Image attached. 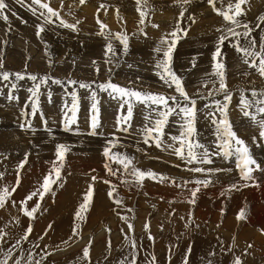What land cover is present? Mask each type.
Segmentation results:
<instances>
[{
  "label": "rangeland",
  "instance_id": "rangeland-1",
  "mask_svg": "<svg viewBox=\"0 0 264 264\" xmlns=\"http://www.w3.org/2000/svg\"><path fill=\"white\" fill-rule=\"evenodd\" d=\"M44 2L57 10L67 23L76 24L77 30L64 28L59 20L53 18L54 23L45 26V31L37 37L36 26L42 18L33 15L29 9L31 0H25L23 5L16 0H6L8 7L4 14L8 20L5 22L0 18V60L3 61L0 71L10 73V81H0V173H3L0 185L7 184L9 189L16 185V170L26 155L27 162L20 169L19 187L29 177L43 181L54 163L58 164L56 145L65 144L70 148L61 168V178L39 201L35 219L30 221L20 210V203L13 206L10 197H5V206L0 208V214L4 211L9 219L26 224L25 229L30 222L32 224L29 240L22 244L24 251L17 249V255L27 256L31 251L39 259L43 254L46 256L44 264H120L124 257L131 259V243L134 241L136 264H153V257L155 264H184V261L187 264H233L234 257H239L242 264H264V170L254 171V180L245 181L236 167L235 156L225 159L216 155L212 157V165L204 167L224 171L207 176L187 171L188 167L196 166L187 165L171 149L158 148L155 142L143 143L140 129L149 122L146 120L149 110L143 104L134 103L132 126L128 133L117 132L116 121L120 115L126 114L127 106L116 113L120 102L110 99L108 92L96 88L99 83L111 81L143 92L177 95L174 87L169 88L157 75L154 67L157 53L154 49L161 36L172 30L180 12L186 9L182 27L188 32L186 36L181 34L182 38L172 53L171 66L177 75L183 77L187 94L197 101L199 111L195 139L215 151L216 126L208 123L211 119L206 116L209 108L205 105L226 103L224 95L217 94L219 78L212 75V55L221 35L217 29L223 31L230 25L216 14L207 0H191L190 4H183V0H148L149 10L144 24L139 23L137 11L138 7L143 10V0L140 5L137 0H86L83 5L80 0ZM232 2L234 4L235 0ZM228 3L229 0L217 2L216 8L227 11ZM242 7L245 15L239 19L254 28L252 37L259 50L264 24L258 17L264 16V0H247ZM189 16L194 17L195 23L188 19ZM98 20L107 26L104 31L113 34L111 41L99 34L102 30ZM153 24L159 27L154 28ZM141 29L147 33L146 37L140 34ZM237 31L243 29L238 28ZM118 33L128 37L126 54L114 38ZM109 42L113 44L116 56L109 54L106 57ZM222 52L225 84L232 94L228 117H236L235 111L238 112L242 120H235L236 125L232 128L239 130L251 156L264 169L260 129L238 107L240 90H244L248 99H251L252 89L264 92V77L242 62V54L236 52L230 41H225ZM109 58L111 63L106 62ZM245 72L248 75L245 76ZM15 73L90 83L92 89L79 88L78 85L63 87L49 80L41 87L40 111L33 115L28 91L33 82L27 78L16 81ZM11 83L17 84L16 90L11 89ZM73 90L77 91L79 107L77 123L71 125L74 133L69 135L60 120L63 118V106H71L70 93ZM92 91L97 92L99 100L102 127L97 132L100 135L89 134ZM10 93L14 99H8ZM65 112L71 119V112L66 107ZM216 116L219 117V112ZM44 120L50 132L46 130ZM27 121H31L33 130L21 129V124ZM165 133L164 141L173 143L169 137L180 135V124L171 122ZM114 136L117 146L111 149L112 153L133 157L137 169L152 171L169 179L161 183L158 179L145 178L140 186L123 183V180L131 181L133 178L122 175L123 165L103 154ZM106 164L117 174L109 175ZM93 177H96L95 181ZM194 179H210L211 183L207 187L199 186L195 202L190 203L191 192L198 186L195 183L182 187L176 185H184L185 181ZM90 185L93 197L87 212L83 213L84 220L77 221L75 213ZM232 185L237 187L231 188ZM19 187L11 194L16 195ZM110 191L121 202L119 205L109 196ZM38 200V196L33 197L35 204L26 207L30 210ZM241 210L245 218L238 219ZM121 217H127L133 224L132 231ZM1 218L0 215V230L7 234L4 247L8 248L24 234L25 229L21 227L20 231L14 232L6 223L3 225ZM78 223L79 234L74 237L73 228ZM146 223L149 224L148 231L144 229ZM149 233L153 237L151 240ZM40 236L44 239L40 240ZM88 236L90 239L85 241ZM89 241V259L84 260L83 249ZM189 250L191 253L187 259Z\"/></svg>",
  "mask_w": 264,
  "mask_h": 264
},
{
  "label": "snow or ice",
  "instance_id": "snow-or-ice-1",
  "mask_svg": "<svg viewBox=\"0 0 264 264\" xmlns=\"http://www.w3.org/2000/svg\"><path fill=\"white\" fill-rule=\"evenodd\" d=\"M86 0H80V4L83 5ZM191 0H183V4H190ZM208 4L213 7V10L217 15L223 17V20L227 22L230 26L226 30L217 29V31H221V35L218 38V42L216 45V50L212 55L213 63V73L212 75L217 76L219 78V89H217V94H223L226 103L214 102L213 105H205L206 108H209V111L206 113V116L211 119L212 124L216 125L215 135L216 140L215 151H212L209 147L202 144L199 140L195 139L197 135L195 123L197 119V101L190 97L183 83V77L177 75L171 66L172 61V53L175 49V46L178 40L181 37V34L186 36L188 29L182 27V20L184 18V14L186 9H183L180 12V17L176 20L175 25L172 30L161 36L158 45L155 47L154 51L157 53L156 63L154 67L157 69V75H159L160 79L164 81V83L169 87L175 90L177 95H165L163 93H151V92H143L131 88L121 87L117 84L112 83L111 81L99 83L96 85V88L102 92H108L110 99L118 100L120 102V107L123 109L126 105V114L120 115L116 121V131L117 132H125L129 131L131 128V120L133 117V106L134 103H140L145 106L149 110V115L146 117V120L149 122L144 125L142 129H140V135L143 137V143L149 144L150 142H155L158 148L162 149H171L174 154L184 160L187 165H197L196 167H188L186 170L193 173H200L204 175H215L218 172L224 171V169H213L206 168L204 165H210L213 163V156L220 155L223 158L227 159L231 156L236 157V167L240 171L241 179L245 181H253L254 177L252 173L256 170H264L261 169L257 162L251 156L248 147L245 142L240 139L236 133L232 130L231 123L228 119V108L231 103L232 94L227 89L225 84V73L222 69L225 68L222 46L225 41H230L232 46L235 48L238 54H242V62L250 69H255L261 77H264V37H261V42L259 44V50H257V41L252 37V32L254 28L251 27L248 23L239 19V17L245 15V9L242 7L247 3V0H235L234 4L232 0H229L227 5L228 10L222 11L216 8V3H222V0H207ZM18 4H25V0H16ZM137 4H141V0H137ZM6 0H0V18H2L5 22L8 20V16L4 14V10L7 8ZM29 9L32 11L33 15H38L42 18L41 23L36 26L37 37H40V34L45 31V26L53 24V18L59 20L60 26L64 28H68L70 30L76 31V24L67 23L63 18L60 17V14L57 10H54L49 3H45L44 0H31V3L28 5ZM104 7V5H101ZM149 6L148 0H143V10L141 7L137 8V11L140 15V24L145 23V17L148 13ZM13 15H15L13 13ZM188 19L195 23V19L192 16H189ZM258 20L261 24H264V16L258 17ZM100 23L101 33L105 36L106 39L111 41L113 38V34L108 31H104L106 29V25L98 20ZM152 27L158 28L159 25L153 24ZM259 27V24L256 26ZM238 28H242L243 31H237ZM140 34L147 36L146 32L140 30ZM116 40L120 42L123 46L125 54L127 53L128 48V37L125 34H115L114 37ZM241 39L243 43H241ZM116 56V50L113 47V44L109 42L106 45L105 55L106 57ZM219 58V59H218ZM249 58H252L250 61ZM259 61L257 64L256 61ZM106 62L111 63V59H107ZM95 63V61L93 62ZM195 66V65H193ZM0 69H3V61L0 60ZM99 68H97V72ZM245 76L248 75L247 72L243 73ZM15 80L21 81L25 78L31 80L33 82L32 87L28 89L30 92V107L31 112L35 115L40 111L39 109V97L43 94L41 92L42 85H47L49 80L51 83L60 85L63 87H71L73 85H78L79 88L83 89H92V84L79 82L75 80H67L62 81L60 79L42 76L37 77L34 74H21L15 73ZM0 81H10V73L7 71H0ZM94 83V82H93ZM215 84V82H213ZM11 89L14 91L17 89L16 83L10 84ZM49 99L51 100V93H48ZM71 96V106L68 107L67 104L65 107L71 112V119L68 118L67 113L64 116L62 123L64 124L65 131H73L71 128L72 124H76V114L78 112V94L77 91L73 90L70 93ZM15 97L10 93L8 99H14ZM91 99L93 103L91 105V121H90V135H100L101 133L97 132V129L102 127L99 120V100L97 98V92L92 91ZM240 110L245 117L250 118L254 123L258 125L260 128L259 137L264 139V92H258L255 89L251 90V99L246 98L244 90H241L240 95ZM253 110V111H250ZM219 112V117L216 116V113ZM25 113L22 110V115ZM154 114V117H153ZM260 117L259 119L257 117ZM170 118H175V120H170ZM46 126V120L43 121ZM177 122L180 124V135L179 136H170L169 139L173 142L168 144L164 141L163 137L166 135L165 128L171 123ZM22 130H33L31 121H27L26 124H21ZM46 130L50 132L49 129ZM78 131V129H76ZM255 140V138H254ZM179 144V147L176 144ZM110 147L105 148L104 156L111 159H114L116 163H120L123 165L124 173L122 175L131 176L133 179L131 181L125 179L123 183H131L134 186L142 185V182L145 178H150L153 180H159L161 183L165 180H168V177L163 175H158L152 171H142L135 167L133 163V157H130L123 153H112L111 149L117 146V138L114 136L112 141H109ZM70 151V148L65 144H57L55 150V156L57 158V163H54V166L49 173V175L45 176L43 179L41 188L36 191L30 192L24 200L20 201L21 208L20 210L23 212L25 216L29 218V220L35 219V213L40 208V200H43L44 196L52 191V185L55 184L61 177V168L63 167V162L67 152ZM27 162V155L25 160L22 161L17 167V181L16 185L9 189L5 187L0 193V208L5 206V197L10 196L11 193L16 191V188L19 187L20 183V169L24 167V164ZM109 175H116L117 172L113 170L108 164L105 165ZM3 177V173H0V178ZM93 181L96 180V177L92 178ZM105 183H110L109 181H105ZM175 183V182H173ZM187 183H195L198 187L193 189L191 192L192 200L190 203L195 202L196 193L200 190L199 186L207 187L209 183H211L210 179H194L192 181H185L184 185H176L177 187L185 186ZM236 185H232L231 188H236ZM238 190V189H237ZM38 196L39 200L37 204L32 207L30 210L26 207L27 202L32 200L33 197ZM109 196L113 197V193L110 191ZM93 197V189L90 185L87 193L83 197V203L80 205L78 211L75 213V219L77 221H83L84 215L88 210L89 203L91 198ZM114 201L119 205L121 202L114 198ZM15 201H12L13 206H15ZM130 211V210H129ZM238 219L245 218L243 210H241L240 214L237 217ZM121 219L125 220L128 223L129 231L133 230V224L128 222L127 217H121ZM17 223L19 221L17 220ZM51 228V225H49ZM145 231L149 230V224L146 223L144 225ZM32 224L29 223L28 227L25 229L24 234L16 240L14 244L10 247L5 248L4 245L7 243L5 239L6 233H3L0 230V264H44L46 259L45 255H40L39 259H36L31 251L28 252L27 256H18L16 250L24 251L22 249V244L24 242H28L30 234L32 232ZM47 233H45L46 235ZM79 234L78 225H74L73 228V236H77ZM40 240L44 239V236L39 237ZM71 239V238H70ZM149 239H153V237L149 233ZM67 243V241H65ZM35 247H39L38 244ZM91 247V241H89V245L83 249V259H89V250ZM132 252L131 259L128 257L122 258L120 264H136V252L137 248L135 242L131 243ZM250 248L251 245H248ZM153 264H155V257H153ZM187 264V261H185ZM233 264H242V261L239 257H234Z\"/></svg>",
  "mask_w": 264,
  "mask_h": 264
},
{
  "label": "bare ground",
  "instance_id": "bare-ground-1",
  "mask_svg": "<svg viewBox=\"0 0 264 264\" xmlns=\"http://www.w3.org/2000/svg\"><path fill=\"white\" fill-rule=\"evenodd\" d=\"M241 91V90H240ZM251 91V90H250ZM258 91V90H257ZM63 114H62V119L60 120V123H61V126L64 128V125H63V123H62V121H63V119H64V116H65V114H66V112H65V107L63 106ZM68 116V115H67ZM61 127V128H62ZM23 131H25V130H23ZM69 135H71V134H73L74 132H72V131H69ZM128 133V132H127ZM42 180H40V179H36V178H33V177H29V178H27V179H25L24 181H23V183L21 184V186L19 187V189H18V193L16 194V195H12V194H10V203H12V201H15L16 203H20V201H22V200H24V198L30 193V192H33V191H36L37 189H40L41 191H42V188H41V185H42ZM5 187H8V188H10V186L9 185H7V184H4V185H0V193H2V191H3V189L5 188ZM35 203L32 201V200H30V201H28L27 202V206H33ZM3 208V207H2ZM1 210V209H0ZM3 210V209H2ZM7 212V211H6ZM12 214H14V212L12 211L11 212ZM1 219H2V223H3V225H5V223L7 224L6 226L7 227H9V229H12L14 232H17V231H20L21 230V227H24V229H25V227H26V224H24V223H21V224H19V223H17L16 221H13V220H11V219H9V216H8V214H6V213H4V211H2L1 212ZM1 223V222H0ZM2 225V224H1ZM22 225V226H21ZM76 225H79V223L78 224H76ZM80 226V225H79ZM4 227V226H3ZM8 229V228H7ZM8 231V230H7ZM109 232V231H108ZM108 232H106V233H108ZM86 235H88V234H86ZM93 235V234H92ZM90 236V235H89ZM89 236L88 237H86L85 238V241L86 240H88V239H90L89 238Z\"/></svg>",
  "mask_w": 264,
  "mask_h": 264
}]
</instances>
